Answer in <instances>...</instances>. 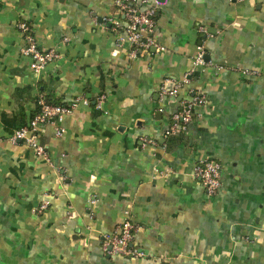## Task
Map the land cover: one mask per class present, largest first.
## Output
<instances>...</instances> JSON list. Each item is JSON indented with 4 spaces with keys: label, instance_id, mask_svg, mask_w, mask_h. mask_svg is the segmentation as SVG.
Instances as JSON below:
<instances>
[{
    "label": "crops",
    "instance_id": "obj_1",
    "mask_svg": "<svg viewBox=\"0 0 264 264\" xmlns=\"http://www.w3.org/2000/svg\"><path fill=\"white\" fill-rule=\"evenodd\" d=\"M157 1L164 50L133 60L107 21L116 0H0V264H264V0ZM20 22L61 55L38 75ZM191 72L176 97L160 96ZM41 95L90 101L65 118L63 138L42 128L53 165L10 140ZM194 95L207 104L166 138ZM206 159L222 165L214 197L194 174ZM127 219L145 257L103 251Z\"/></svg>",
    "mask_w": 264,
    "mask_h": 264
},
{
    "label": "built area",
    "instance_id": "obj_2",
    "mask_svg": "<svg viewBox=\"0 0 264 264\" xmlns=\"http://www.w3.org/2000/svg\"><path fill=\"white\" fill-rule=\"evenodd\" d=\"M118 14L123 19L108 18L107 21L112 25V31L118 35L121 43H128L131 47L129 57L137 59L151 49L156 51L164 50L159 46L153 38L154 31L157 25V16L160 9V2L157 0H116ZM19 32L24 36L25 45L21 47L20 53L22 56L31 59V70L38 75L46 69L48 65L61 58L60 53L56 49L42 50L39 48L37 41L32 33L30 25L26 22L17 24ZM200 31H204L200 28ZM68 41V39H65ZM196 67L207 65L206 52L203 46L198 47L197 55L194 59ZM193 72L185 75L183 81L173 85L171 90L163 86L160 96L176 97L182 87L188 85L193 76ZM106 101L105 95H100L96 99V108L102 109ZM90 101L87 97L82 96L72 100L69 104H53L46 96H39L37 101V111L31 121L24 127L14 131L10 140L13 143L21 142L28 148L33 150L37 157L45 160L49 165L52 164V159L47 148L41 143L42 128L51 127L55 138L61 139L66 134V129L63 124L65 118L81 105H89ZM207 98L205 96L194 95L188 100H182L180 108L172 116L170 128L165 133L168 138L176 135L179 132H186L191 124L194 112L197 108L205 106ZM145 143L152 141L145 139ZM169 173V171H168ZM222 165L215 159H206L199 162L195 167V177L198 178L209 197L218 195L221 186ZM162 175H167L166 172H161ZM48 203H44L37 210L42 213L47 209ZM139 231V227L131 222L130 219L120 227V234L105 235L102 239V247L105 254L114 256L120 255L128 258H142L145 253L133 246L135 233Z\"/></svg>",
    "mask_w": 264,
    "mask_h": 264
},
{
    "label": "trees",
    "instance_id": "obj_3",
    "mask_svg": "<svg viewBox=\"0 0 264 264\" xmlns=\"http://www.w3.org/2000/svg\"><path fill=\"white\" fill-rule=\"evenodd\" d=\"M48 100H49V98H47ZM50 101V100H49ZM51 103H53V104H57V105H59V103H56V102H52V101H50Z\"/></svg>",
    "mask_w": 264,
    "mask_h": 264
}]
</instances>
